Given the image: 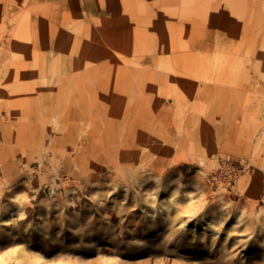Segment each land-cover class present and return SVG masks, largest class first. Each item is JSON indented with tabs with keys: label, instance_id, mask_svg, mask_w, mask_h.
I'll list each match as a JSON object with an SVG mask.
<instances>
[{
	"label": "rangeland",
	"instance_id": "1",
	"mask_svg": "<svg viewBox=\"0 0 264 264\" xmlns=\"http://www.w3.org/2000/svg\"><path fill=\"white\" fill-rule=\"evenodd\" d=\"M98 262L264 264V0H0V264Z\"/></svg>",
	"mask_w": 264,
	"mask_h": 264
},
{
	"label": "bare ground",
	"instance_id": "2",
	"mask_svg": "<svg viewBox=\"0 0 264 264\" xmlns=\"http://www.w3.org/2000/svg\"><path fill=\"white\" fill-rule=\"evenodd\" d=\"M170 48H171V50L169 49V51H174L173 50V46H171ZM193 48H194V52L195 53L191 52L192 54L191 53L190 54L192 56H190V54H182V56H179V57H181V59L182 58L183 59H188V57H192L191 58L192 60L189 61L190 68L185 69V70H182V72H187V73L189 72L188 75H189V77H191V74H190L191 70H197L196 74H194L192 76V78H198V76L200 75V73H199L198 70H202V67L198 66V68L196 69V67H193L192 64H193V62L195 63V61L196 62L197 61L199 62L200 60H202V58H203V52H202V50H203L204 47L202 45H200V44H197ZM196 51H197V53H196ZM114 94H115V96H119V93L118 92H115ZM111 106H113V109H116L115 108V102H113V105H111ZM82 140H85L86 142H90L89 136H86L85 139H82ZM98 152L99 151H97V150H95V151H86V150L81 151V154L84 155L81 161L86 164L87 161H88V158L89 157H92V155L97 154ZM97 158H98L97 159L98 161L104 162V163L108 164L109 166H113L116 161H117L116 163H118V162H121V161H125V159H126L125 154L122 151H118L115 154H112V153L103 151V154L100 155ZM19 202H21V200H19ZM4 222H7V221L4 220ZM215 234H216V232L214 230L213 235H215ZM23 252H25V251L23 250ZM97 264H102V263H99L98 262Z\"/></svg>",
	"mask_w": 264,
	"mask_h": 264
}]
</instances>
